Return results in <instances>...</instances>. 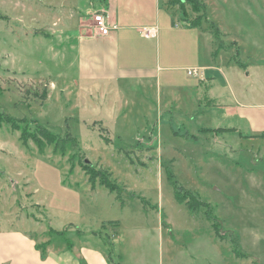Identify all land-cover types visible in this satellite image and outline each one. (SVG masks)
Listing matches in <instances>:
<instances>
[{
    "label": "rangeland",
    "instance_id": "rangeland-1",
    "mask_svg": "<svg viewBox=\"0 0 264 264\" xmlns=\"http://www.w3.org/2000/svg\"><path fill=\"white\" fill-rule=\"evenodd\" d=\"M156 1L162 20L173 7L178 29L200 15L187 4L181 11L174 0ZM200 1L206 17L189 29L196 52L188 63H205L207 35L213 47L224 43L215 64L241 89L242 102L264 104V0ZM104 3L0 0V112L24 120L17 129L0 122V230L23 232L42 249L65 228L113 234L103 242L106 255L112 248L117 260L122 248L131 261L139 229L149 258L162 249L165 260L169 248L180 254L178 264H264V137L251 136L249 124L229 113L233 104L205 107V88L172 103L167 90L156 96L148 84L79 80L70 35ZM38 123L55 136H73L78 150L34 142ZM218 126L236 128L199 130ZM23 128L30 135L24 143ZM84 162L109 172L120 191L91 188ZM168 174L180 195L189 191L205 205L191 212L178 202ZM161 218L169 225L159 236ZM115 219L124 221L121 228H111Z\"/></svg>",
    "mask_w": 264,
    "mask_h": 264
},
{
    "label": "crops",
    "instance_id": "crops-1",
    "mask_svg": "<svg viewBox=\"0 0 264 264\" xmlns=\"http://www.w3.org/2000/svg\"><path fill=\"white\" fill-rule=\"evenodd\" d=\"M126 1L105 0L104 5L99 6L98 11H104L108 22L116 25V28L110 29L107 35H97L91 30L89 25L91 17L77 22L76 30L72 31L70 37L72 47L75 48L76 76L79 80L108 83L128 80L148 84L156 96H160L162 90H167L172 103L178 101L176 99L178 94L182 97L185 95L188 99L191 92L196 91L198 94V90L205 88V93L203 92L205 107L233 104L234 106L229 108V113L249 124L251 136L264 137V104L242 102L239 99L241 89L237 92L236 83L233 85L219 64H215L219 54H222L220 51L226 46L224 43L222 46L213 47L212 38L207 35L205 63L190 64L193 63V58L190 57L196 52L195 38L189 34L191 27L185 22L181 23V29H178L174 20V9L170 4L164 11L162 20L161 9L156 0H135L130 4H126ZM134 3L139 5L140 9H137ZM133 4L134 9L131 8ZM144 5H148L147 8H144ZM168 10L171 26L168 21L169 15L166 13ZM195 27L197 28L192 29H198L200 24ZM144 29L150 30V35H145ZM162 31L168 32L167 36L161 37ZM226 60L230 62L227 57ZM188 69H196V75H189ZM238 87L242 88L241 83ZM143 91L148 92L145 89ZM191 100L194 102L193 105L200 103L196 95ZM203 112L205 114L206 111ZM227 116L225 111L224 117ZM118 204L119 208H124L123 202ZM123 223L124 221L115 219L110 222V226L117 229L121 228ZM168 225V222L163 224L161 218L157 228L159 236ZM78 229L75 226L73 230H67L64 236L54 234L57 237L47 238L43 242V253L36 249V242L25 233L18 230H0V264H112L104 250L103 244L107 241L103 235H94L92 231L88 235L89 233L82 229L77 232ZM137 234L139 237L133 239V249L130 251L131 261L124 259L122 248L116 254L120 264H178L176 260L180 259V254H173L169 248L166 250L165 260L162 249L157 256L151 255L149 258L145 246L139 245L141 240L139 229ZM91 236L99 239L94 241ZM106 236L110 239L113 234ZM116 236L114 234V237Z\"/></svg>",
    "mask_w": 264,
    "mask_h": 264
},
{
    "label": "trees",
    "instance_id": "trees-1",
    "mask_svg": "<svg viewBox=\"0 0 264 264\" xmlns=\"http://www.w3.org/2000/svg\"><path fill=\"white\" fill-rule=\"evenodd\" d=\"M173 3L179 4L181 11H185L186 9L185 4H187V7H189V9L193 13L200 14L196 17V19H193L192 21L188 23L190 27L198 26L200 24L199 19L201 18L204 19L206 17L205 6L200 0H174ZM212 32L214 33L215 37L218 39L220 33L216 25L214 26V29ZM21 121L24 122V120L22 119L13 118L6 113L0 112V122H8L13 128H16V129L20 128L19 122ZM234 129L235 128H230V127H215V128L207 127V128H200V131L210 132V133H215V132L219 133L224 130L227 132H230ZM26 132L27 131L25 128H23L21 131L20 137L23 139V143L26 142L24 138H27L30 136ZM30 138L33 139L34 142H38L39 139H43L47 144L53 146L54 151H59L60 153H64L67 150H75L76 148L78 150L76 139L73 136H71L70 134H66L65 137L55 136L52 133H50L44 126L40 125L39 123L37 125L35 133L32 134ZM83 164H84L83 169L89 174L88 181L90 183L91 188H94L95 184H99L100 186L105 187L109 191H120V185L115 180L112 181L110 179L111 174L109 172H107L106 170H100L99 168H96L87 162H84ZM168 177H170L171 179L172 177L174 178V176L171 174H168ZM175 183H176L175 180H173L172 185L174 187V198L180 203L185 202L187 205V208L191 212H196L200 208V206L205 205V203H203L199 198L195 197L193 193H191L190 195L189 191L186 192L187 194H189V197L188 195H182V194L180 195L178 193L180 192V187H177ZM212 225L214 227L215 234L219 235V229L216 226L217 224L213 223ZM66 231H67V228L62 229L61 231H55L52 233L64 236ZM76 231L79 232V229ZM98 234H101V232L98 231ZM103 238L105 241H107V243L108 241H110V239L106 235L103 236ZM42 245H43L42 247L44 248V243ZM36 249H38L41 253H43L44 251V249L39 248L37 245H36ZM107 258L112 264H120L117 260H115V255H114L112 248H110Z\"/></svg>",
    "mask_w": 264,
    "mask_h": 264
},
{
    "label": "built area",
    "instance_id": "built-area-1",
    "mask_svg": "<svg viewBox=\"0 0 264 264\" xmlns=\"http://www.w3.org/2000/svg\"><path fill=\"white\" fill-rule=\"evenodd\" d=\"M91 30L97 35H107L110 29L116 28V25H111L108 22V17L104 11H96L91 16ZM150 30L144 29L145 35H150ZM189 75H196V69H188Z\"/></svg>",
    "mask_w": 264,
    "mask_h": 264
}]
</instances>
